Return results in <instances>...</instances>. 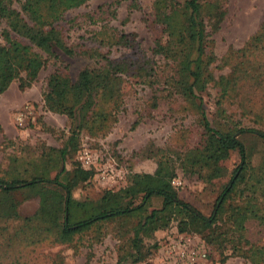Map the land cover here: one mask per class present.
Instances as JSON below:
<instances>
[{
    "label": "trees",
    "instance_id": "trees-1",
    "mask_svg": "<svg viewBox=\"0 0 264 264\" xmlns=\"http://www.w3.org/2000/svg\"><path fill=\"white\" fill-rule=\"evenodd\" d=\"M15 1L18 9L13 7ZM89 1L0 0V95L13 81L19 91L28 89L47 61L59 62L62 56L74 55L63 42L58 23L64 13ZM122 1L127 0H113L114 9ZM128 1L130 9H137L136 0ZM223 15L219 0L152 1L151 22L161 33L153 43L152 54L168 69V89L194 111L202 142L176 154L174 160L160 159L151 174H128L123 188L104 190L96 200L73 198V192L92 179V171L75 163L71 179L61 173L83 133L90 139L111 129L121 106L120 87L129 65L97 54L101 58L98 66L86 67L74 78L57 71L47 76L41 93L42 109L66 118L67 137L59 149L42 146L46 152L40 155L41 167H34L32 176L0 178V220L20 223L12 234L15 241L24 246L43 242L70 245L76 237L92 233L91 239L97 242L107 235L108 226L116 224L121 230L130 223L128 230L116 236L114 264H138L149 255L144 241L174 222L177 233L196 234L206 247L230 243V255H239L250 264L264 262L260 248L243 236L248 221L264 227V209L259 204L264 200V148L253 153L255 158L244 144L245 137H253L264 147V132L239 127L228 121L220 108L221 101L234 98L245 83L264 91V21L241 49L228 50L221 64L229 72L215 80L209 68L215 61L209 38L219 29ZM209 85L217 89L216 113L221 117L214 127L202 106V94ZM232 152L238 156V165L205 218L182 201L171 185L174 164L181 173L198 175L213 170L218 159ZM56 166L60 171L49 179L48 172ZM32 196L37 197L35 212L19 218L18 205ZM152 199L159 201L158 208L149 209ZM243 246L248 247L241 252ZM150 248L156 251V242ZM90 257L88 253L84 264H89Z\"/></svg>",
    "mask_w": 264,
    "mask_h": 264
},
{
    "label": "rangeland",
    "instance_id": "rangeland-1",
    "mask_svg": "<svg viewBox=\"0 0 264 264\" xmlns=\"http://www.w3.org/2000/svg\"><path fill=\"white\" fill-rule=\"evenodd\" d=\"M152 1L136 0L137 9L133 10L129 8L128 0L122 1L115 9L113 0H90L64 13L58 29L63 42L73 50L74 55L62 56L59 62L47 61L28 89L19 91L17 82L13 81L0 95V178L32 176L34 167H41L40 155L46 152L42 146L53 149L63 146L69 123L64 116L42 109L41 93L45 80L53 71L74 78L86 67H97L101 62L98 55L111 61H124L129 65V71L122 78L121 106L111 129L97 138L88 139L83 133L78 149L65 162L61 173L63 178L73 177L75 163L83 170L93 172L92 179L73 192V198L96 200L104 190L115 192L123 188L128 174H151L160 159L167 157L174 160L176 154L200 146L202 131L196 124L194 111L168 89L165 78L168 69L152 54L153 43L161 35L159 27L151 22ZM219 1L224 15L219 29L209 38L213 42L211 51L215 58L209 68L215 80L229 72L221 64L228 50L241 49L264 21V0ZM13 7L18 9L16 1ZM2 27L0 23V29ZM217 100V89L209 85L202 94V106L212 127L221 121L216 113ZM263 103L264 91L255 90L245 83L234 98L221 101L220 108L228 121L238 123L239 127L264 132ZM244 141L251 155L260 153L264 148L253 137H245ZM82 148L91 152L97 169L121 170L123 179L113 183L100 180L96 169H84L78 161ZM237 165L238 156L233 152L218 159L213 170H203L198 175L181 173L175 163V177L171 185L177 189L182 201L206 218ZM59 171L60 167H53L47 174L48 178H53ZM259 204L264 209V200H260ZM158 207L159 201L152 199L149 209ZM36 208L37 197L32 196L22 201L16 212L19 218H26ZM19 224L0 220V264H84L88 253L91 256L89 264H114L116 236L130 226L127 223L121 230L116 224L105 227L107 235L97 242L91 239L94 234L87 233L76 237L70 245L43 242L24 246L12 237ZM175 232V223L171 222L165 230L155 232L151 240H145L149 255L145 262L138 264H148L155 255L151 245L156 242L157 248L158 241ZM243 236L249 244L260 248L264 256V227L255 221H248ZM230 246V243L220 247L204 245L208 251L207 264H250L239 255H230ZM247 247H241V252Z\"/></svg>",
    "mask_w": 264,
    "mask_h": 264
},
{
    "label": "built area",
    "instance_id": "built-area-1",
    "mask_svg": "<svg viewBox=\"0 0 264 264\" xmlns=\"http://www.w3.org/2000/svg\"><path fill=\"white\" fill-rule=\"evenodd\" d=\"M78 161L84 169H96L100 180L113 183L123 179L121 170L97 169L95 158L86 148L79 152ZM207 261L208 251L196 235L177 232L158 241L152 258V264H207Z\"/></svg>",
    "mask_w": 264,
    "mask_h": 264
}]
</instances>
